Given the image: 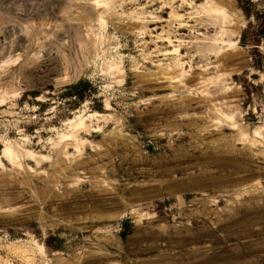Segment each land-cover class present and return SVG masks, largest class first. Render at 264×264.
Segmentation results:
<instances>
[{
  "label": "rangeland",
  "instance_id": "obj_1",
  "mask_svg": "<svg viewBox=\"0 0 264 264\" xmlns=\"http://www.w3.org/2000/svg\"><path fill=\"white\" fill-rule=\"evenodd\" d=\"M261 22L0 0V264H264Z\"/></svg>",
  "mask_w": 264,
  "mask_h": 264
},
{
  "label": "trees",
  "instance_id": "obj_2",
  "mask_svg": "<svg viewBox=\"0 0 264 264\" xmlns=\"http://www.w3.org/2000/svg\"><path fill=\"white\" fill-rule=\"evenodd\" d=\"M244 12H245L246 15H249V12H247L246 9H244ZM255 18L258 21L257 15L255 16ZM262 22L258 23L257 26H258V31H259L258 33L261 34V37H264V23H262ZM240 43L242 45H246V42L244 41V34H242L241 37H240ZM254 64L257 67L259 65V61H256Z\"/></svg>",
  "mask_w": 264,
  "mask_h": 264
}]
</instances>
